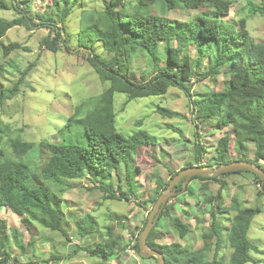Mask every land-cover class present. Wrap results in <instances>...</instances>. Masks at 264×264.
Here are the masks:
<instances>
[{"label":"trees","instance_id":"trees-1","mask_svg":"<svg viewBox=\"0 0 264 264\" xmlns=\"http://www.w3.org/2000/svg\"><path fill=\"white\" fill-rule=\"evenodd\" d=\"M54 1L56 4L58 0ZM63 1V10L59 15L65 21L73 5L79 0H75L74 4L71 0ZM155 1L157 0H138L140 5ZM163 1L169 9L179 7V3L184 8L199 12L190 21L173 22L169 17L158 14L125 10L126 0H109L103 10L94 13L95 18L91 24L85 23L81 27L85 32H90L91 36L103 41L104 49L110 55L106 61L94 51L93 45L86 49V59L100 78L109 83L107 88L100 96L88 98L76 106L74 113L59 131V141L33 142L16 137L10 140L13 152L11 156L4 148H0V206L8 207L18 214L29 230L33 231L37 222L50 230L62 231L70 239L67 213L63 210L64 194L75 187L77 179L86 175L93 182L94 188L89 189H99L105 199L130 201L131 196L138 195L140 180H136V177H139L141 168L135 157L142 147L156 145L157 139L143 130L131 136H125L117 130L116 92L126 93L130 101L138 97L165 95L171 86H177L193 99L191 111L194 121L214 123L216 120V129H232L235 132L239 153L235 159H249L260 166L261 161H264V41L253 38L247 29V20L243 18L238 20L237 26L226 30L228 24L225 20H229L227 15L231 12L233 0ZM20 3L22 2L17 0H0V9H15L19 13L12 19L0 18V40L15 26L23 25L34 29V26L44 25L50 29V33L42 39L41 46L57 52L62 49V43L68 51H74L62 36L65 28L56 25L49 12L37 11L34 16H30L29 2H24L26 9ZM248 5H252L255 14L264 16V0H259V3L246 0L245 6ZM178 23L191 24L189 27L196 30L185 31L184 26ZM173 39L197 44V56L194 57L188 47L173 45ZM222 39L225 41L222 42ZM163 41L166 49L164 62L159 55V45ZM79 47L81 49V44ZM21 48L23 46L20 42H11L5 46L4 53ZM213 50L218 53H212ZM140 57H146V61L156 71L149 79L136 82L131 76V63ZM205 58L208 59V66L201 70ZM35 63L36 61H32L24 70L19 71L20 77L9 89V94L6 91L1 93L0 104L20 92ZM221 74L228 77L221 89L210 87L194 93L192 98L194 84H186L187 80L201 81L208 76L216 79ZM156 111L168 117L175 115L173 110L164 106H158ZM196 126L198 127V123ZM230 141V134L225 132L217 142L215 158L209 165L235 160L229 156ZM251 144L255 147L253 158L248 157L252 150ZM195 150L197 159L200 160L202 144L199 141L195 143ZM244 171H230L216 177L194 176L191 181L202 180V188L208 190L209 181ZM169 172L168 180L159 176L157 178V195L149 199L153 205L179 171L169 169ZM115 176L119 182L118 189L114 185ZM255 178L257 182L264 184L256 174ZM123 180L127 184L125 188ZM191 181L185 193L193 195L194 191L189 187ZM222 181L221 189L216 194L206 191L204 196L205 204L213 203L216 206L210 213V226L203 229L204 245L199 249L180 242H157V238L164 236L159 228L162 218H170L180 238L186 237L190 232L188 222L171 215L170 210L174 207L169 202L171 198L164 205L148 236V243L164 254L166 264H246L255 259L251 250L264 254V249L260 250L248 237L249 228L255 215L261 210L260 207H238L229 225L219 222L225 212L223 189L228 187L226 179ZM182 187L180 182L177 192L182 191ZM233 202L237 204L236 198H233ZM199 206L200 211H203V206ZM183 213L188 220L196 218V223L201 225L199 214L192 215L186 209ZM74 221L82 236L98 230V220L91 214ZM146 223L147 219L142 231ZM108 228V236L102 235L103 239L95 246L84 248L90 255L101 257L103 261L125 253L130 242L129 240L124 244L123 235H114L112 228ZM5 241V233L0 234V264H10L12 259ZM226 243L231 247L228 259L221 252ZM135 247L139 251V238ZM52 257L63 259L61 255ZM151 258L156 259L154 256Z\"/></svg>","mask_w":264,"mask_h":264},{"label":"rangeland","instance_id":"rangeland-1","mask_svg":"<svg viewBox=\"0 0 264 264\" xmlns=\"http://www.w3.org/2000/svg\"><path fill=\"white\" fill-rule=\"evenodd\" d=\"M17 1L22 2L20 6L25 9L26 4L24 2H29L31 6L30 16H34L37 11L49 12L54 19L53 22L65 28L62 36L67 39L69 46L74 51H68L62 43H60L62 49L57 52L49 50L46 46H41L42 39L50 33V29L44 25L34 26V29L23 25L15 26L0 40V96L3 91L9 94V89L20 77L19 71L24 70L30 62L36 61L35 66L22 84L20 92L0 104V148H4L9 156L13 153L10 140L16 137L33 142L59 141V131L74 113L76 106L88 98L100 96L109 84L100 78L95 68L86 59V49H90L89 46L93 45L94 51L106 61L110 55L104 49L103 41L91 36L90 32H85L81 28L85 23L91 24L95 18L94 13L103 10L109 0H79L76 5H73L72 11L65 18V21H62V16L59 15L63 10V0H58L56 4L54 0ZM253 1L259 3V0ZM71 2L74 4L75 0H71ZM245 4L246 0L234 2L231 12L227 15L229 20H225V23L228 24L226 30L237 26L238 20L243 18L247 20V29L253 38L264 41V16L260 13L255 14L252 5L242 7ZM177 5L179 7L171 10L163 0L145 5H140L138 0H126L125 10L158 14L173 18V22L190 21L199 12L184 8L179 3ZM18 15L19 13L15 9H0V18L12 19ZM36 20L38 22V19ZM178 24L184 26L185 31L196 30V28L191 29L189 27L191 24ZM83 32L85 34H82ZM225 34L229 35L228 33ZM15 41L20 42L23 48L5 54V46ZM221 41L224 42L225 40L222 39ZM172 43L175 46L190 48L192 55L197 56L199 49L197 44L192 45L188 41L178 39H173ZM211 52L218 53L214 50ZM159 55L164 62L166 58L164 41L159 45ZM146 60V57H140L132 61L131 76L134 81L142 82L155 73L154 67ZM207 66L208 59L205 58L201 70ZM227 80L228 77L221 74L216 79L208 76L201 81L187 80L186 84H194L192 89V98H194V93L207 90L210 87L217 90L221 89ZM114 98L117 112L115 125L118 131L125 136H131L135 132L143 130L151 133L157 139L156 145L142 147L135 157L136 163L141 168L139 177H136V180H140L138 195L131 196L130 201L105 199L103 192L99 189H89L94 187L88 175L77 179L75 187L64 194L65 205L63 210L67 213L66 220L69 224L70 239L62 231L50 230L37 222L31 231L21 221L18 214L8 207L0 208V234L5 233L7 237L6 247L11 254L19 255L23 251L30 254L32 262L27 261L25 264H50L51 261L55 264L104 263L101 257L90 255L84 248L95 246L97 242L103 239L102 235L108 236V227L112 228L114 235L124 233L126 239H135L138 236L136 239L139 238L140 240L143 232L141 229L154 207L149 199L157 195L158 176L163 180H168L169 169L180 172L183 167L198 165V162L209 165L214 160L217 142L225 130L216 129V120L214 123L194 121L191 111L193 99H190L185 90L171 86L165 95L138 97L130 101H128L126 93L116 92ZM158 106L173 110L175 115L168 117L158 113L156 111ZM197 123L198 127L196 126ZM230 136L232 141L229 156L230 158H237L239 153L235 132L230 131ZM196 141L202 144L200 160L197 159L198 155L195 150ZM250 147L252 148V144ZM253 156V151H249L248 157ZM261 163V167H264V161ZM122 174L125 175L124 170ZM247 177L254 179L255 173L245 170L243 174H230L227 179L221 177L217 180H211L208 190L202 188V180H192L189 187L194 191L193 195L185 193V188L173 195L169 202H173L176 206L173 210L174 215L179 214L184 217V209L192 215L199 214L201 225L196 223V218L192 217L191 220H188L184 217V221L190 224L191 231L186 237L180 238L178 230L171 224L170 218L168 217L166 220L162 218L161 225L165 234L163 237L157 238V241L180 242L194 248L203 247V229L210 226V213L212 208L216 206L213 203L205 204L204 196L207 194L206 191L216 194L221 189L222 180L226 179L228 187L223 191L227 207L234 203L233 196H236L239 204H235L234 210H237L238 207L258 206L261 208L252 221L248 237L260 250H263L264 200L262 198L264 199V195L260 196L257 193L259 189L256 187V181L253 183L246 180ZM118 183V178L115 176V189H118ZM122 185L124 188L127 187L124 180ZM253 195L254 201L252 202ZM199 205L204 206L203 211H200ZM140 211L142 217L141 221H138L137 216ZM229 212V216H232L233 213L230 210ZM88 214L93 215L98 220V230L82 236L78 233L74 220ZM116 214L120 215V220L115 217ZM222 217L219 222L225 221L226 225L230 224L229 220L227 221L226 218ZM33 234L34 236H32ZM31 238L32 241H30ZM76 248L77 250H75ZM221 252L228 259L231 255L229 244L226 243ZM52 253L57 256L62 254L63 259L56 257L54 260L49 259L48 261L46 257ZM250 253L255 259L246 264H264L263 253L255 250H251ZM124 254L128 255L127 253ZM21 259L22 257L18 258V260ZM126 260L128 261L124 264H157L156 259L145 258L140 255L137 258L128 255Z\"/></svg>","mask_w":264,"mask_h":264},{"label":"water","instance_id":"water-1","mask_svg":"<svg viewBox=\"0 0 264 264\" xmlns=\"http://www.w3.org/2000/svg\"><path fill=\"white\" fill-rule=\"evenodd\" d=\"M240 170L251 171L264 181V168L258 165L257 162L249 159H235L211 165L198 164L183 168L170 180L168 186L156 200L154 207L148 216L145 229L143 230L139 240L140 255L145 258L154 256L157 259V264H166L164 254L149 245L148 236L154 227L157 217H159V214L163 210L164 205L173 195L177 193V186L180 182H182V190H184L194 176L216 177L226 172Z\"/></svg>","mask_w":264,"mask_h":264},{"label":"crops","instance_id":"crops-1","mask_svg":"<svg viewBox=\"0 0 264 264\" xmlns=\"http://www.w3.org/2000/svg\"><path fill=\"white\" fill-rule=\"evenodd\" d=\"M234 2L236 1V0H233ZM245 5H243L242 7H244ZM171 10H173V9H171ZM170 11V10H169ZM170 18V17H169ZM171 20L173 19V18H170ZM225 130V132H227L228 134H230V131H233L232 129H224ZM228 130H230V131H228ZM225 132H224V134H225ZM234 132V131H233ZM223 134V135H224ZM231 137V136H230ZM236 137V136H235ZM231 141H232V138H231ZM231 141H230V145H231ZM252 151H253V154L255 155V153H254V149H255V147H254V144H252ZM254 157V156H253ZM253 157H251V158H253ZM232 159H235V158H232ZM243 174V173H242ZM228 177V176H227ZM227 177H226V179H227ZM246 180H249V181H252L253 183H255V181H256V183H257V180H256V178H254V179H252V177H247V179ZM257 187V186H256ZM260 196L261 195H264V191L263 192H261L260 190L257 192ZM233 198H236V196H233ZM254 195L252 196V202L254 201ZM236 200H237V203L239 204V201H238V199L236 198ZM262 200H264L263 198H262ZM171 203V202H170ZM173 203V202H172ZM227 204H226V202H225V204H224V207H225V212H224V215H223V217L222 218H226L227 219V221L229 220H231V218L236 214V212H237V210H234V206H235V204L233 203L231 206H229V207H227L226 206ZM174 207L170 210V213H171V215L173 216V217H181L183 220H184V217L182 216V215H174V212H173V210L176 208V206H175V204L173 205ZM5 206H0V208H4ZM252 207H254V206H252ZM203 208H204V206H203ZM229 210L233 213V215L232 216H229ZM179 212V211H178ZM180 213V212H179ZM115 217L118 219V220H120V215L119 214H116L115 215ZM138 218H137V220L138 221H141V217H142V212L140 211L139 213H138V216H137ZM140 218V219H139ZM164 220H166V218H164ZM225 220V219H224ZM137 221V222H138ZM225 222V221H224ZM122 223H124V222H122ZM125 225V224H124ZM228 225H229V223H228ZM159 228L162 230V225H161V221H160V226H159ZM163 231V230H162ZM190 231H191V228H190ZM165 231H163V233H164ZM190 233V232H189ZM122 235H123V237H124V233H121ZM165 234V233H164ZM32 236H34V234L32 235ZM125 239V241H124V244L125 243H127V241H128V239H126V237L124 238ZM30 241H32V238H31V240ZM59 242V241H58ZM157 242H159V241H157ZM60 243V242H59ZM159 243H166V242H159ZM46 245V244H45ZM70 246V245H69ZM72 246V245H71ZM201 248V247H200ZM195 249H199V247L197 248V247H195ZM48 251V250H47ZM59 255H61V256H63L62 254H59ZM45 256H46V252H45ZM52 256H54L53 255V253L52 254H48V256L46 257V259H50V260H54V258H56V257H52ZM56 256V255H55ZM19 257H22V259L21 260H18V258ZM53 258V259H52ZM63 258V257H62ZM126 258H127V255H125L124 254V252H122V253H120V254H116V255H114V257L113 258H111L110 260H108V261H104V263L102 262V263H100V264H124V262L125 263H127V261L128 260H126ZM27 261H29L30 263L32 262V260H31V257H30V254L29 253H26L25 251H23V252H21V253H19V255H16V254H12V259H11V263L10 264H13L14 262V264H25Z\"/></svg>","mask_w":264,"mask_h":264},{"label":"built area","instance_id":"built-area-1","mask_svg":"<svg viewBox=\"0 0 264 264\" xmlns=\"http://www.w3.org/2000/svg\"><path fill=\"white\" fill-rule=\"evenodd\" d=\"M256 186L257 188L260 190V191H263L264 190V184L262 182H257L256 183ZM137 238V237H136ZM130 239L131 242H129L128 246H127V249H126V253L130 256H133L135 258L138 257L139 253H138V250L137 248L135 247L136 245V242H137V239Z\"/></svg>","mask_w":264,"mask_h":264},{"label":"clouds","instance_id":"clouds-1","mask_svg":"<svg viewBox=\"0 0 264 264\" xmlns=\"http://www.w3.org/2000/svg\"><path fill=\"white\" fill-rule=\"evenodd\" d=\"M157 220V219H156ZM130 239H128V241H129ZM129 244V243H128ZM73 246V245H72ZM126 253V252H125ZM139 253V255H140V251L138 252ZM128 256V255H127ZM141 256V255H140ZM50 264H55L54 262H50Z\"/></svg>","mask_w":264,"mask_h":264}]
</instances>
